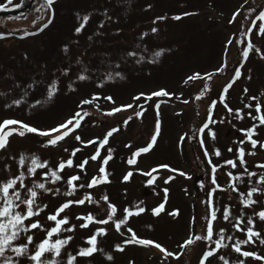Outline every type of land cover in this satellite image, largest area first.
Instances as JSON below:
<instances>
[{
    "label": "rangeland",
    "instance_id": "374dc122",
    "mask_svg": "<svg viewBox=\"0 0 264 264\" xmlns=\"http://www.w3.org/2000/svg\"><path fill=\"white\" fill-rule=\"evenodd\" d=\"M253 4L254 7H250L249 0H56L51 8L46 6V0H12L11 4L8 0H0L4 10H21L18 14L0 16V35L36 31L48 23L49 15H52L47 29L35 36L0 40V122L12 119L47 130L71 118L74 113H81L80 126L54 147H42L48 137L26 134L24 137L12 135L6 147L0 149V182L18 174L17 161L22 154L35 155L55 169L61 160L70 158L74 149H79L75 156H71L73 167H66L61 173L62 180L56 183L41 181L40 175L44 170L25 180L29 187L34 182H44L47 188L53 190L52 193L37 190V203L47 207L32 220H38L43 229L54 226L47 216L65 201L83 199L86 195L92 197L91 202L72 205L58 217H67L69 223L62 227H71L73 231H61L52 237L53 241L70 237L56 256L55 264H67L69 255L75 257L73 264H199L203 252L209 247L207 242L195 241L183 249L179 246L189 236L205 233L207 193L214 187L209 160L217 168L215 179L223 189L213 193L219 218L214 222V228L217 233L219 229H225V235L232 239L225 240L228 247L221 248L206 264H222L220 256L230 264H237L239 260H244L245 264H264V260L238 255L231 247L237 241L246 239L244 232L235 231L232 227L235 218L242 219L241 227L246 231L247 219L251 217L254 230L260 233V238H264V221L255 215V212L264 210V194H254L253 199L258 203L242 207L238 193L228 187L227 175L230 172L234 176H242L241 180L233 181L239 193L246 194L253 186L264 190V185L256 184V180L264 176V168L257 171L253 165L256 160L264 164V151L260 150L264 129L259 127L255 130L256 148L247 142L241 146L246 161L241 166L234 142L240 137L236 133L253 124L245 116L241 122L233 118L235 110L251 111L245 105L253 106L255 102L264 104V58L255 51L260 49L264 53V36L256 34L258 28H254L250 36L253 48L246 65L240 70L241 75L236 79L234 88L226 95L227 108L218 101L220 86L230 73L225 77L221 73L215 74L222 64L229 68L239 61L249 38L240 39L236 35L238 23L244 21L245 16L251 21L260 10H264V0H254ZM248 8L254 11L245 14ZM238 10L240 15L229 23ZM84 16L89 19L81 32L76 34L75 29ZM174 16L181 19L174 20ZM245 27H241L240 33ZM153 28L157 29L155 33ZM230 39L239 43L226 47ZM161 50L162 55L154 58V53ZM129 52L135 55L129 56ZM153 59L155 62H149ZM196 73L200 74V78L188 81V77ZM207 73L213 74L211 80L202 78ZM109 74L112 79L107 78ZM80 75L87 78L80 80ZM206 83L208 91L201 99H196ZM53 84L54 94L49 99L48 89ZM161 89L170 95L153 97L150 101L133 99L141 93L150 95ZM252 97L259 101L254 102ZM83 100L89 103L81 105ZM212 101H217L211 114L216 122L209 124V129L200 134L198 129L208 120V108ZM157 103L160 105L157 141L147 153L133 156L151 141L157 120ZM126 105L132 107H123ZM115 108H121V111L107 115ZM228 108L233 112L229 113ZM137 111L142 112L139 118L135 115ZM126 120L127 125L124 123ZM112 128L118 131L100 149L97 160H89L85 171L76 167L95 154L92 143L88 142L103 139ZM209 130L215 134V139L207 134ZM77 136L80 141H77ZM181 137L186 139L179 144ZM201 140L204 148L201 147ZM230 148L232 151H229ZM205 149L209 153L207 158ZM109 150L111 159L104 165L108 182L91 189L79 187L93 176L100 175L98 169L109 155ZM217 150L224 161L220 155H215ZM129 159H133L134 163L129 165ZM228 160H233L237 166L233 168L225 164ZM163 165L167 167H161ZM169 168L176 171L170 172ZM245 168L256 175L249 178L244 174ZM152 169L157 171L152 172ZM129 172L132 175L124 181V175ZM180 172L185 175H180ZM141 173H151V176ZM71 175H78L81 179L75 182L77 188L73 195L67 196L66 180ZM196 176L201 177L199 184L202 189L197 192L194 185ZM152 177L155 179L149 184ZM57 189L58 194H55ZM203 194L206 195L205 204ZM104 196L117 208L116 214L108 223L93 222L81 228L82 221L77 219L78 216L91 214L97 221L108 219L107 205L102 199ZM160 204L164 207L154 216L153 210ZM225 206L231 212L229 222L222 218ZM125 208L132 211L143 208L145 211L129 217L118 232L114 224L123 218ZM18 211H24L23 205ZM172 212L178 214L169 215ZM129 228L137 238L158 243L178 258L164 257L151 244L126 243L131 238ZM43 229L21 233L15 243H25L26 236L31 235L33 243L28 246L31 253L35 251V245L45 238ZM98 230L104 233L97 236L98 250L90 256L77 255L81 249L89 247L86 241ZM253 239L254 243L241 245V250L264 257V244L259 239ZM117 246L123 250L117 251ZM5 256L12 257L16 264H32L27 255L17 258L11 251H6ZM109 256L111 259H108ZM42 259L51 260L52 253H45ZM0 264H3L2 260Z\"/></svg>",
    "mask_w": 264,
    "mask_h": 264
},
{
    "label": "snow or ice",
    "instance_id": "6c2138e0",
    "mask_svg": "<svg viewBox=\"0 0 264 264\" xmlns=\"http://www.w3.org/2000/svg\"><path fill=\"white\" fill-rule=\"evenodd\" d=\"M12 0H8V3L11 4ZM54 4V0H46V6L51 7ZM0 10H4L3 6H0ZM254 10L249 9V14H251ZM191 13H185V15H190ZM240 15L239 11L233 14L232 20L229 21V23H232L236 16ZM89 17L84 16L82 19V22L78 27L75 29V33L79 34L81 30L84 28L85 24L87 23ZM157 19H163V17H158ZM174 20L181 19L180 16H174L172 17ZM247 19V17H245ZM259 22V24H257ZM48 23H51V18H49ZM48 23L44 24L39 31H42L44 28L48 26ZM254 28H258L257 35L264 36V10H260L258 14L255 16L253 20H251V26H249L244 32H242V35L248 36L249 41L247 43V46L244 47L241 51V56L246 60L249 56L250 50H252L253 45L250 40V36L253 32ZM157 31L156 28L152 29V32L155 33ZM0 38H3L2 35H0ZM233 43H239V41H233L229 40L228 44ZM227 47V45H226ZM64 51L67 52V47L64 48ZM256 53L261 55V58H264V53H261L260 49H255ZM129 56H134L135 53L129 52ZM162 55L161 51H156L154 53V58H158ZM141 60L143 57L140 58ZM137 62H140L139 60ZM149 62H155L153 59ZM242 66V65H241ZM117 67H119L117 65ZM226 67V64L221 65L220 68H218L216 71L217 73L222 72L224 68ZM116 76H120V73H116ZM212 73L205 74L206 80H211ZM241 75L240 68L237 67L234 69V76L232 77V80H230L223 88L222 92L219 94V103L224 104L225 108H227L226 101V94L231 88L232 84L235 82L236 79H238ZM80 80H85L87 77L85 75H80L78 77ZM108 79H112V75L109 74ZM200 78V74L196 73L192 76L188 77V81L196 80ZM187 82V81H186ZM55 84L49 87L48 89V97L49 99L54 94ZM208 91V85L207 83L204 86V89L197 95L196 99H201L204 95V93ZM247 89H245V92ZM170 94L161 89L159 91H154L150 95H144L141 93L138 96H134V100H140L143 99L145 101L152 100L153 97H166ZM93 99H98V97H93ZM105 99H108L109 101L112 100L111 97H105ZM253 101H256V97L251 98ZM17 104H19V101H16ZM89 103L88 100L81 101V105ZM184 103H188V101H184ZM217 101H212L211 105L208 108V120L203 123V125L198 129V132L200 134H203L206 129H209V124L215 123L212 119V111L213 108L216 106ZM125 108H131L132 105H126L123 106ZM157 110V120L155 124V131L151 136V141L147 144L146 147H143L141 149H138L135 153H133V156H138L141 153H147L152 147L154 146L155 142L157 141V137L160 132V120H159V107L160 105L157 103L155 105ZM246 108L251 109L252 105L248 104L245 105ZM121 111V108H115L113 109V112L107 113V115H112L114 112ZM229 113H232L233 110L231 108H228ZM136 117L139 118L142 116L141 111H137L135 113ZM235 115L237 118H242L241 113L239 110L235 111ZM250 118L253 121H257L258 124L254 123L252 128H249L247 130H241L243 135L245 136V139L248 140V142L252 145L253 148L257 147L258 141L253 139L252 137L255 134V129L258 126H264V105H261L259 102L255 104V115H252L251 111L248 113ZM80 117L81 113L76 112L74 115L63 121L62 123L58 124L55 127L49 128L47 130H41L37 129L31 125L25 124L22 121L17 120H4L0 122V149H3L6 147L8 143V138L12 135H19L21 137H24L26 134H35L40 137H48L46 142L42 144V147H54L56 146L60 141L64 140L66 136L69 135L70 132H72L75 128L80 126ZM131 119V117L129 118ZM125 125H127L128 121L126 120ZM118 131L116 128H112L109 130L106 135L103 138V141L101 142V147H103L104 144L108 142V138L113 135L114 132ZM212 139H215V134L209 130L207 133ZM77 141H80L81 138L79 136L76 137ZM186 139V137H181V142H183ZM88 143L94 144L95 141H89ZM243 143V141H241ZM201 147L204 148L203 140H201ZM261 148H264V144L260 145ZM79 149H74L71 153V156H75L76 152H78ZM229 151H232L230 148ZM251 154V153H250ZM205 157L207 158L209 156L208 151L205 149L204 152ZM216 156L220 155V152L217 150L215 152ZM237 155L239 157V163L241 166L245 165L246 161L244 159V151L243 149L237 150ZM64 161L61 160L55 167V169H52L49 167L47 161H42L40 158H38L35 155L32 156H25L21 155L17 161V167H18V174L11 176L9 179H7L4 182H0V260H2L3 264H16V261L13 260L12 257L5 256L6 251H11L15 257H23L27 255L28 259L32 262V264H55V258L60 254L61 248L68 243V240L70 239H55L52 240V237L54 235H58L61 231H73V228H63L62 226L67 225L69 223L67 217L58 218L61 216V214L68 208H70L72 205H83L85 201L91 202L92 197L91 195H86L83 199L79 200H68L62 203L54 213L49 214L47 216V220L49 222H53L54 226H51L48 229H43V226L38 220H32L33 217L39 216L40 213L44 210V208L47 207V205H39L37 203V197H38V191L40 190L44 193H52L53 190L46 187V183L44 182H34L31 187H29L26 183V177H34L37 175V173L40 170H44L42 174L40 175L41 181H49L51 183H56L63 179L61 176V173L63 170L68 167H73V160L72 158ZM99 156V148L95 150V154H93L91 157L82 160L76 167H78L81 171H85V166L91 161H96ZM111 159V150H109V155L103 159V163L99 167L98 171L100 173L99 176H93L85 185H79V187H87L89 189L95 187L96 185L100 183H107L106 180V171L104 165L108 163V161ZM134 163L133 159L128 160V164L131 165ZM225 164L230 165L231 167L235 168L237 165L233 160H228L225 162ZM209 165L211 166V171L213 173V177L211 180L212 185L214 186L211 191L207 193V218H206V229L205 233L203 235H191L187 240L184 241L183 244H181L179 247L181 249L193 244L195 241H205L208 243L209 247L207 250H205L200 258L199 264H206L208 259L210 257L216 256L219 253V250L221 248H226L228 245L225 243V240H231V236L225 235V229L221 228L219 229L218 233L216 232L214 228V222L217 221L219 218L217 217V210L214 207L213 202V193L217 190L222 191L223 189L220 188L218 185L216 179H215V172L217 171V168L215 165L211 164V160H209ZM161 167H167L166 165H163ZM259 168H264V164L257 165ZM157 171L156 169H152V172ZM168 171H176L174 169L169 168ZM142 175H150L151 173H141ZM180 175H185L183 172L179 173ZM244 174L247 175L249 178L256 175L253 172H249L247 168L244 169ZM132 175L131 172L124 175L123 180L128 181L129 177ZM229 177L228 181V187L233 191L237 192L240 196V204L242 207H251L258 203L255 199H253L254 194L261 193L264 194V190L257 187H250L246 194L239 193L238 188L236 184L233 183V181H239L242 179V176H234L232 173H227ZM81 179L78 175H71L67 178L66 184H67V191L65 192V195L72 196L73 193L76 191L77 184L75 182H78ZM155 177H152L148 181L149 184H152ZM168 179H172V177H169ZM165 183H168V180H165ZM256 184L264 185V176L260 177L258 180H256ZM58 189L56 190L55 194H58ZM26 193V194H25ZM165 193H167V190H165ZM102 199L105 201L107 205V216L108 219L105 220H95L94 217L89 214L84 217H77V219L81 220L82 223L80 225L81 228H85L88 226V223H108L109 220L112 219L113 215L116 214L117 208L111 204L108 200L107 196L102 197ZM23 205L24 211L20 212L18 209ZM164 204H160L157 208L153 210V215H157L161 209H163ZM145 210L143 208H137L135 211L129 210L128 208L124 209V215L123 218L116 221L114 224V227L116 231H120L122 225L126 224L129 217L133 215H139L140 213H143ZM177 212L169 213V215L175 216L177 215ZM255 215L259 218L260 221H264V210L255 212ZM231 217V212L228 206H225L222 213V218L225 222H229ZM27 221H31L30 223H26ZM83 221H87V223H84ZM241 218H235V222L232 224V227L235 229V231L244 232V235L246 237L243 241H237L236 243L232 244V251L236 252L238 255L248 258L251 257L256 260H264V257L258 256L256 253L249 252V251H242L241 245L243 244H250L254 243V239H259V242L261 244H264V238H260V233L256 232L254 230V221L251 217L247 219L246 224V231L244 228L241 227L242 224ZM37 229H43L46 232L45 238L40 241L38 244L35 245V251L29 253V245L33 243V237L31 235L26 236V242L22 244H16L15 241L19 238L21 233H27L32 230ZM128 231L131 233V238L126 241V243H134L142 246H148L152 245L156 247L164 257H176V254L167 251L164 247H162L160 244L146 240V239H139L137 238L136 234L132 232V230L129 228ZM103 230H98L95 234H93L91 237L88 238L86 243L89 245L88 248L81 249L77 255L85 257L90 256L94 251H97L96 248V239L98 235H102ZM214 245V247H212ZM117 251H122L123 249L117 246ZM45 253H52V259L51 260H45L42 259L44 257ZM222 261V264H230V262L225 259L223 256L219 257ZM75 257L69 255L67 264H73ZM108 259H111L109 256ZM237 264H245L244 260L237 261Z\"/></svg>",
    "mask_w": 264,
    "mask_h": 264
},
{
    "label": "water",
    "instance_id": "95a60500",
    "mask_svg": "<svg viewBox=\"0 0 264 264\" xmlns=\"http://www.w3.org/2000/svg\"><path fill=\"white\" fill-rule=\"evenodd\" d=\"M1 15H3V14H1ZM102 141H103V140H97V141H95V143L93 144L95 150H96L97 148L100 149V147H101V142H102Z\"/></svg>",
    "mask_w": 264,
    "mask_h": 264
},
{
    "label": "trees",
    "instance_id": "16d2710c",
    "mask_svg": "<svg viewBox=\"0 0 264 264\" xmlns=\"http://www.w3.org/2000/svg\"><path fill=\"white\" fill-rule=\"evenodd\" d=\"M253 2H254V0H249L250 7H253V5H254ZM248 9H249V8H248ZM248 9L245 10V14H246V13L249 14V10H248ZM245 17H246V16H245Z\"/></svg>",
    "mask_w": 264,
    "mask_h": 264
},
{
    "label": "flooded vegetation",
    "instance_id": "af4514ba",
    "mask_svg": "<svg viewBox=\"0 0 264 264\" xmlns=\"http://www.w3.org/2000/svg\"><path fill=\"white\" fill-rule=\"evenodd\" d=\"M233 118L236 120V117H235V112L233 113ZM238 122H241V121H238ZM247 129H249V128H244L243 130H247ZM264 129V128H263ZM236 135H238V134H236Z\"/></svg>",
    "mask_w": 264,
    "mask_h": 264
}]
</instances>
